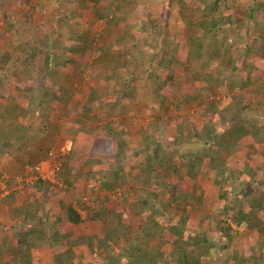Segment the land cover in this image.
Listing matches in <instances>:
<instances>
[{"label":"rangeland","instance_id":"rangeland-1","mask_svg":"<svg viewBox=\"0 0 264 264\" xmlns=\"http://www.w3.org/2000/svg\"><path fill=\"white\" fill-rule=\"evenodd\" d=\"M70 3L0 0V51L7 56L11 53L6 67L9 77L0 81V155L8 152L22 160L20 165L27 166L48 156L50 159L53 152L55 161L62 165L61 176L68 188L59 192L62 188L25 184L26 175L23 184L15 189L10 185L8 192L0 193V199L3 195L17 199L18 214L24 211L19 205L24 198L26 208L36 210L37 217L27 225L32 233H26L32 250L52 244L53 264H66L76 256L73 241L61 243L62 237L48 239L46 234L55 228L57 220L64 230L71 229V210L75 207L81 218L79 229L73 230L78 235L83 233L82 225L97 232L93 222L99 220L115 224L117 231L124 229L128 234L143 232L144 214L152 213L162 220L159 225L181 227L190 241L198 236L200 240L206 238L210 244L205 246L202 259L206 264H264V161L260 158L264 152V111L258 106L264 103V18L263 13L254 17L249 13L254 8L264 9V0ZM178 6H182L179 12ZM216 6L221 16L206 18L210 8ZM191 9L197 10L196 17L187 14ZM187 18L195 22L205 18L218 32L216 37L210 34L205 42L212 48H206L207 56L215 54L223 59V65L234 62L239 66L241 88L222 87L219 64L214 66L217 73L209 74L211 78L199 71L201 76L192 81L185 67L176 63L173 47L164 49L165 36H177ZM155 22L159 33L151 28ZM44 25L48 32L43 31ZM122 37L135 43L137 49L119 45ZM46 84L49 88L53 85L52 111L48 103L38 110L41 105L37 98L47 90ZM29 101L32 107L19 113ZM62 106L68 113L59 110ZM4 108L9 111L2 113ZM241 108H250L260 117L263 133L259 140L245 129L243 116L229 121L234 109ZM219 120L230 127L222 135V141L230 146L216 147L219 142L215 144L210 137L202 141L192 140L196 134L190 137L200 123L217 125ZM151 137L158 139L163 156L169 159L166 170H156L162 186L150 188L153 208L148 209L150 206L143 208L136 191L143 187L136 178L143 173L146 150L154 141ZM88 152L99 156L96 162L87 161ZM191 153L194 161L187 157ZM76 156L83 162H75ZM5 159L0 170L7 163ZM102 166L107 168L108 182L102 176L94 182L96 172L92 171L104 169ZM8 170L0 175V192L8 178H13L10 174L20 171ZM73 173L79 175L77 181ZM104 188L110 197L104 194ZM58 204L59 208H48ZM169 231L165 233L173 235ZM143 237L148 253L153 254L155 250ZM120 251L126 253L123 248ZM12 258L17 264H35L23 246ZM113 260L106 264H119L118 258Z\"/></svg>","mask_w":264,"mask_h":264},{"label":"crops","instance_id":"crops-1","mask_svg":"<svg viewBox=\"0 0 264 264\" xmlns=\"http://www.w3.org/2000/svg\"><path fill=\"white\" fill-rule=\"evenodd\" d=\"M66 1H67L66 5H69V4L72 5V3H70V2H73L75 0H66ZM217 6H219V5L217 4ZM217 6L215 8L214 7L210 8L211 10H210V12H208V15L209 14L210 15L209 16L206 15L207 17L206 16L205 17L209 18L213 14H216L217 16H221V14L217 13V9H218ZM181 7L178 6V8H177V10L179 9L178 12L181 11ZM196 9L195 10L191 9V11L188 10L187 14L191 15L192 18L196 17V15H197ZM87 14L89 15V17L91 16V14L89 12H87ZM200 21H201V19H200ZM197 23L198 22L192 21L191 18L190 19L187 18V21L184 22L185 25L180 28L179 34L175 37H171V38L168 37L170 39L169 44H167V45L162 44L164 49L165 48L171 49L170 46L173 47L172 50L177 52V54L174 57V59L176 60V63H179L182 65V67H185V73H186L187 77L190 78L192 81H194L192 79L193 75H191V76L188 75L189 71H192V69H195L196 71H202V73L205 76L209 77L208 76L209 74L217 73L214 66L217 67L218 64L221 65V71H225V72H227L229 66H235L234 62H231L230 64H227V65H223L222 64L223 59L218 58L219 56L218 57H209V58H208V56L206 58L205 57L204 58H200V57L198 58L196 56V51L193 47V45L195 43V40L193 39L194 38L193 35H194V31H195L194 25H196ZM47 29H48V27L46 25H44L43 31L48 32ZM81 31L83 33L86 32L85 28H82ZM52 40H53V38L51 36V42L53 43ZM64 43L67 45V42H64ZM83 43H85V42H83ZM207 44H209V43L207 42ZM128 47L129 48L133 47V48H135V50L137 49V45L135 43L129 44ZM83 48H84V46H82L80 50H83ZM208 52H209V50H208ZM255 55H257V54H255ZM129 57H131V54L129 55ZM215 61L217 62L216 65H215ZM172 62H173V60H172ZM219 62H221V63H219ZM160 63L162 64L165 62L161 61ZM167 63H169L168 60H167ZM7 66H8V64L5 66L4 70L2 71V73L5 74L4 79H5V76L6 75L8 76V73H9V71H7V69H6ZM169 66H170V64H169ZM187 66H188V68H187ZM208 66H211L210 70H206L208 68ZM236 67L237 68L235 71L232 70V71H234L233 78L236 80L238 77H240L241 87H242L243 86L242 85L243 79H242V75L240 74L241 68H239V66H237V65H236ZM166 69H165V73L168 72V69L167 70ZM205 70H206V72H205ZM170 72L173 73L172 71H170ZM197 76H201V73L199 72ZM209 78H211V77H209ZM34 81L35 82H33V85H32L33 87L36 86V80H34ZM48 85H47V90L46 91L42 90L43 94L39 95L40 96L39 98H43V99L39 100V102H38V104L41 105V106H39L38 110L42 109V106L45 105L46 103H48L47 105L49 106V110H50V108H51V111L53 110L52 109L53 108V85H51L50 88ZM222 87L227 88V85L226 86L224 85ZM258 93H260V91H258ZM30 105H31V101H29L27 103V106H23L18 112L19 113L20 112H27L28 109H30V107H32ZM33 107H35V106H33ZM58 108H59V110H62V111H65L66 113H68L66 111V109L64 108V106L58 107ZM7 111H9V110L8 109L5 110V108H4L2 110V113H7ZM56 116L57 115L55 114V117ZM206 124L207 123H205V124L200 123L198 126L199 129L204 128ZM214 126H215V128L218 127L217 129L221 130V133H223L224 131L227 132V129L229 128V126H226V123H224V122L222 123L221 120H219V123L217 125H214ZM80 134H81V136H83L82 132H80ZM161 136H162V134H161ZM156 137H160V136H156ZM156 137H154V138L151 137L150 139L157 141L158 139ZM154 141L153 142L151 141V142L154 143ZM69 142L71 144L73 143L71 141H69ZM219 145L220 146L217 145L216 147H219V148L223 147L220 142H219ZM219 150L221 151V149H219ZM4 153H3V155H0V166H2L1 163H2L4 158H6L5 160L7 161V163L4 164L3 167H1L0 175H2L3 171H6V170L10 171L8 169H11V172H15L17 170H20V171L19 172L17 171L18 173L16 172V173L10 174V176L11 177L13 176V178H8L7 182H5L4 187H2V189H4V190L1 191L0 193L8 192L10 189V185H11V187H14V189H15L18 185V182L16 181L17 178H20L21 175L22 176L26 175L23 172L24 167L26 165L25 166L20 165L22 160L14 158L8 152H4ZM88 157H92V158H90V160H88L89 159ZM88 157H87V161L93 162V159H94V161L96 162L95 159L98 158L99 156L97 154L95 156H93L92 154H90V152H88ZM72 158H73V156L70 157V160ZM114 158H116V156H114ZM49 161H51V159H49V156H48L47 158L45 157L44 159L40 160L38 163H36L34 165L43 164L44 170L49 171L50 169L48 168V163H47ZM75 162L82 163L83 159L81 158L80 161H78V158L76 156ZM79 166H81V165H79ZM102 167L104 168L105 166H102ZM61 172H62V169H61ZM61 172H59L57 174H58V177L61 179V182L63 184L62 187L57 186L56 184H54L51 181H47V180L45 181L42 179L37 180L35 182V184L36 183L39 185L44 184V185H48V186H52V187L54 186V187L62 188L61 190H59V192L68 191L66 184L63 183L64 180H63V177L61 176ZM92 172H96L95 177L92 179V180H94V182L95 181L97 182V179L100 176L106 177V178L108 177L107 176V172H108L107 168H104V169L100 168L97 170H93ZM71 176H76L75 181H77V178L79 177V175L76 173H73ZM104 182H106V180ZM107 182H108V178H107ZM155 185H153L154 187H152L154 190H155V188H157V186H155ZM109 186H112V185H109ZM104 190H105V188L103 189V191ZM104 192H105L104 194H106V192H107L109 197L111 196L110 192H108V191H104ZM0 195H2V194H0ZM10 197L9 196L6 197L5 195H3V198L0 199V202H1L0 205H2V206H0V262L2 264H6V262H7V264H13V262H14V264H17L16 260L12 257L16 256L18 249L23 246L25 249L29 250L30 261L32 259H35V260H33V262L35 261L34 262L35 264H53V245L52 244L48 243V244H46V246L43 249L40 250L39 248H35L33 251L31 248V244L26 240V233H29V234L32 233L27 228L28 227L27 225H28V223L31 222V220H34L35 217H37L36 216V210H34L32 208H26V206L28 205V202L24 198L21 200L23 202L19 203V205H22L24 207L23 208L24 211H22V212H20V214H18V212L15 211L18 207L15 205V203L17 204V199H12ZM104 197H105V195H104ZM59 207H60L59 204L56 206H53V207H51L50 205L48 206L49 209L59 208ZM73 209H74V211L78 212L75 207ZM17 214L20 216L15 217ZM51 214H52L51 216L53 217V210L51 211ZM12 215H13V217H11ZM75 219L76 218L74 216V220ZM145 219L146 218H143V222L141 223V224H143V228H144V224H145ZM71 222H72L71 225H73L71 229L64 230L62 228V224L59 220L54 221L55 228H53L49 232L46 229L47 230L46 234L48 235V239L50 238V236H52L54 238V235H57L59 238L62 237V239H60L61 243L64 242L65 240L69 241V242H72V241L74 242L72 249H73L74 255H76V256L71 257L68 260V262H66V264H106V263L111 262V261H108L109 259L112 260L113 262H115L116 260H113V258H118L119 264H146L145 261H147V260H150L148 262L149 264H182V262H183V260L177 256L176 251L173 250L174 247H173L171 242H172V240H174L173 239L174 236H172L171 234H168L167 232L159 235V237H158L159 240L153 239L152 241H148L147 237L149 234L146 235L145 230H143V232L141 231L142 233L141 232H136V233L131 232V234H128V233H126V230H124V229L117 231L115 228L116 227L118 228V226L115 224H110V223L104 224V222H102V221L100 222V220H99L98 222H96V221L93 222L95 224V228L97 229L98 233L95 232L93 229L85 228L86 226L82 225V228H84L83 233L81 235H78V234H76L77 231L73 232V230L79 229L78 224L81 223V221L76 223L75 221L72 220ZM144 233H145V237H143ZM142 237L144 240H146V242L147 241L149 242V245L151 246L150 249L155 250V252L153 254L148 253L149 251L146 249V246L144 245L145 243H143V240L141 239ZM141 243H143V245H140ZM141 246L143 247V249L141 251L140 257H138L137 256L138 252L136 251V249L138 247L141 248ZM121 248L125 249L126 253H122L120 251ZM165 249H167V250H165ZM117 251L121 252L120 255ZM143 256H145L144 260L142 258ZM171 256H174V257L171 258ZM11 258L13 260H11ZM82 259L84 261H82Z\"/></svg>","mask_w":264,"mask_h":264},{"label":"trees","instance_id":"trees-1","mask_svg":"<svg viewBox=\"0 0 264 264\" xmlns=\"http://www.w3.org/2000/svg\"><path fill=\"white\" fill-rule=\"evenodd\" d=\"M264 7V4H263ZM249 13L254 17V15H259L260 13H263V18H264V9H257L254 8L252 9V11H249ZM216 15V14H214ZM207 20L205 18H203V20L199 21L195 26V31H194V35H193V39L195 40V43L193 45L195 51H196V56L199 58H206L207 57V49H212L211 46L209 44H207V46L205 45V42L207 40V38H209L210 34H213L214 37L218 36V32H215V30H212V28H210L209 24L206 22ZM214 24V23H213ZM151 28L154 31H158L157 33H159L160 31V27L158 26V23L155 22L151 25ZM137 30L138 32L141 31V28L137 25ZM213 32V33H211ZM164 38V36H163ZM166 39V40H165ZM164 44H169L170 43V39L168 37L165 36V38L163 39ZM132 42L126 38V37H122V40H120V42L118 43L119 45H129ZM132 50H129V52H127L129 55L131 54ZM125 52H123L124 54ZM10 54L7 53H2L0 51V81H1V77L2 79L4 78V74L2 73V71L4 70L5 66L7 64H9L10 61ZM108 56H111L109 54H107ZM9 59H8V58ZM208 57H215V54H208ZM25 61L28 64H31V60L30 58H27L25 56ZM236 66H229L227 72L225 71H221L219 74L222 75L223 78V82H222V86H226L228 89H231L233 87L237 88H241V84H240V77H238L236 80L233 78V73L236 70ZM231 70V71H230ZM234 70V71H232ZM195 72V73H194ZM199 71H196L195 69H192V71H189V76L193 75V79L197 78ZM212 74V73H211ZM210 74V75H211ZM214 74V73H213ZM208 75V76H210ZM114 76V75H113ZM234 80H233V79ZM40 97V96H39ZM39 102V100H42L43 98H37ZM195 99H197V96L195 97ZM35 105V104H33ZM258 106L260 107V109H262L261 111H264V103L262 104H258ZM235 112L233 114H231V116L229 117L231 121L232 119H235L237 117H239L240 115L243 116V119L246 118V120L244 121L245 123V129L247 128V130L250 132V135H253L254 137H256L258 140L262 137V133H263V126L262 123H260V117L257 115H254L251 111L250 108H247V110H244L243 108H241V110H236L234 109ZM248 112V114H246ZM256 112V111H255ZM223 114H225V111L223 112ZM246 114V115H245ZM245 115V116H244ZM222 117H224V119H226V116L223 115ZM228 120V119H227ZM218 128V127H217ZM215 128V126L213 124H206L204 128L199 129L198 126H195V129L193 131V133L190 134V137L192 138L193 134H196L194 137L196 139H192L197 140L200 139V141H202L203 139H206L207 137L211 138L212 140L215 141V144L220 142L221 145H225L230 146L229 143H225L222 141L223 138V134L226 133L225 131L223 133H221V130ZM230 129V127L228 128ZM198 141V142H200ZM208 142H206V145L208 146ZM151 146L148 147V149L146 150L147 155H146V163L143 164L142 166V170L143 173L141 174V176H138L137 183H142L143 187L139 188L136 191L140 194L141 199H142V206L144 208H149L148 209H152V199L149 197V195L151 194L150 192V188L153 185H158V186H162V179L161 177L159 178L158 176H156V170L159 169H164L166 167V162L167 159L166 157L163 156L162 151L164 150V148L162 147V144L159 141H154L153 144H149ZM219 145V144H217ZM155 146V147H154ZM193 153H191L190 155H188L187 157H191L193 160L194 157ZM183 159H185L186 155H182ZM260 158L264 161V152L263 155L260 154ZM212 159V158H211ZM195 160V159H194ZM193 160V161H194ZM166 170V168H165ZM113 185V184H111ZM147 196V197H146ZM146 197V198H145ZM154 210V209H153ZM72 213H74L75 216V221L76 223L81 221V218L78 214L75 213L74 210H71ZM152 212V210H151ZM144 214V218L145 219V224H144V228L143 230H145L146 235H148V241H152L153 239H158L159 235L165 233V231H167L168 233L170 232L169 230L173 231V235L174 236V240H172V245L174 247V251H176L177 256L180 257L183 262L182 264H206V262H204L202 259L206 254V247L205 246H210V244H208V240L204 237H201L202 240H200L199 236L194 239V240H188L183 232V229L181 227H175L173 226L171 229L165 227L164 225H159L161 223V219H157V216H152L151 214ZM183 224L185 223V220H183L182 222ZM166 225V224H165ZM147 230H152V232L149 233V231L147 232ZM147 241V242H148ZM149 244V242H148ZM140 245H143V243H141ZM143 247L141 246L138 247L136 249L137 256L140 257L141 251H142ZM143 256V260H144Z\"/></svg>","mask_w":264,"mask_h":264},{"label":"built area","instance_id":"built-area-1","mask_svg":"<svg viewBox=\"0 0 264 264\" xmlns=\"http://www.w3.org/2000/svg\"><path fill=\"white\" fill-rule=\"evenodd\" d=\"M49 155L51 157L50 159H52V162H50V161L47 162L48 168L50 169L49 171L44 170L43 164L27 165L26 166L25 170H26V175L28 176V179H27L25 184H33L37 180L42 179L45 181L46 180L51 181L54 184H56L57 186H60V187L63 186L61 179L58 177V174H57V173L61 172L62 165L59 162L55 161L53 152H51ZM26 175L23 176L24 179L21 177L17 178L16 181L18 182L19 186L24 183L23 181L27 178Z\"/></svg>","mask_w":264,"mask_h":264}]
</instances>
